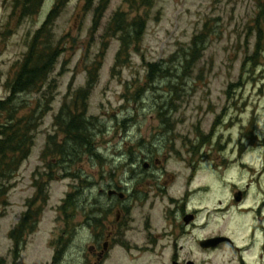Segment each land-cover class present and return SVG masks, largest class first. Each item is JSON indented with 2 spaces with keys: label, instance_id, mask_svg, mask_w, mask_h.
Instances as JSON below:
<instances>
[{
  "label": "rangeland",
  "instance_id": "obj_1",
  "mask_svg": "<svg viewBox=\"0 0 264 264\" xmlns=\"http://www.w3.org/2000/svg\"><path fill=\"white\" fill-rule=\"evenodd\" d=\"M57 1L42 0L36 15L21 17L23 7L16 8V0H0L1 101L10 96L8 84ZM126 1L69 0L54 22L55 43L62 42L65 49L52 75L57 85L55 101L14 181L8 207L0 213L2 264L95 261L89 253L93 242L83 225V208L98 194L104 168L112 171L126 160L147 159L153 154L163 160L169 155V171L184 174L180 160L190 159L186 150L199 144L213 145L217 150L227 147L225 155L233 145L244 144L249 152L255 150L246 159L259 164L262 152L255 146L264 143V52L252 60L256 36H251L250 30L259 0H154L151 8L141 10L131 8ZM119 12L126 13L129 21L142 17L147 27L139 44L130 49L129 63L115 69L122 34H113L110 25ZM205 28L211 41L193 71L182 80L173 79L171 85V80L148 82L149 64L163 62L181 69L180 59L171 65L170 59L176 54L181 58ZM96 62L97 84L88 97L87 116L98 124L95 150L99 157L79 162L73 170L75 177L49 184L45 206L34 205L35 209L43 207L36 231L25 236L16 257L11 233L36 196L35 178L46 172L41 156L48 138L58 136L55 118L74 92L86 85L88 70ZM22 99L17 101L20 105ZM246 101L250 103L244 105ZM215 147L203 148L207 159L222 156ZM69 196H73L69 214L75 211L70 224L75 228L73 240L72 235H66L68 219L60 212ZM64 236L66 242L61 245ZM59 252L61 260L54 263ZM117 255L115 250L107 264H115ZM137 264L162 263L145 257Z\"/></svg>",
  "mask_w": 264,
  "mask_h": 264
},
{
  "label": "flooded vegetation",
  "instance_id": "obj_2",
  "mask_svg": "<svg viewBox=\"0 0 264 264\" xmlns=\"http://www.w3.org/2000/svg\"><path fill=\"white\" fill-rule=\"evenodd\" d=\"M204 147L215 146L186 150L185 175L169 171V155L154 154L101 171L99 192L83 208L91 264H107L115 250V264L145 257L162 264H264V143L255 146L262 152L258 165L246 159L255 150L244 144L227 155V147H215L222 156L212 160ZM70 209L60 211L69 237L75 229Z\"/></svg>",
  "mask_w": 264,
  "mask_h": 264
},
{
  "label": "trees",
  "instance_id": "obj_3",
  "mask_svg": "<svg viewBox=\"0 0 264 264\" xmlns=\"http://www.w3.org/2000/svg\"><path fill=\"white\" fill-rule=\"evenodd\" d=\"M41 2L42 0H16V8L21 10L23 7L21 17H30L38 13ZM68 2L69 0L57 1L44 25L32 38L28 52L19 63L14 78L8 84L10 96L7 100H0V213L8 207L9 194L14 188V181L24 162L29 159L38 130L45 117L51 112L55 101L57 85L52 75L65 49L62 42L55 43L53 25ZM126 2L131 5V8L138 10L151 8L154 4V0ZM146 27L147 22L142 17L129 21L124 12H119L113 17L110 25L112 33L122 34L115 69L129 63L130 49L139 44ZM250 30L251 36H256V52L252 57L254 60L264 52V0H259L258 12ZM210 41L211 33L205 28L193 38L189 50L181 58L180 54L173 56L169 63L171 65L172 62L180 59L182 68L179 70L172 68L169 64L165 66L163 62L149 64L148 82L153 84L158 80H171V85L173 79L182 80L202 59ZM179 71L180 76L174 75ZM97 74L98 62L88 70L86 86L74 92L72 100L63 105L55 118L58 136L48 138L41 156L46 172L40 175L41 178H35L36 196L28 202L27 212L11 233V239L14 241L13 253L16 257L19 256L25 236L36 231L43 207L35 209L34 205L37 202L45 206L49 199V184L58 179L75 177L73 170L79 162L82 163L86 158L99 157L95 150L98 124L96 119L87 116L88 97L97 84ZM37 95L40 97L31 98ZM19 97H24L21 105L17 102ZM72 198L73 196H69L64 201L60 211H66L71 206ZM61 257L62 253H57L54 263L61 260ZM2 262L0 259V264Z\"/></svg>",
  "mask_w": 264,
  "mask_h": 264
}]
</instances>
